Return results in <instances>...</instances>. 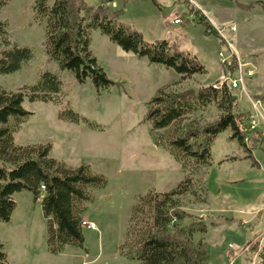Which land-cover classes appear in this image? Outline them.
<instances>
[{"label":"rangeland","instance_id":"rangeland-1","mask_svg":"<svg viewBox=\"0 0 264 264\" xmlns=\"http://www.w3.org/2000/svg\"><path fill=\"white\" fill-rule=\"evenodd\" d=\"M86 1L90 5L100 3V0ZM170 1L169 5H172L178 0ZM191 1H185L189 9L204 15L213 32H207L203 25H192L196 24L195 19L190 21L191 25L169 23V19L184 15L179 6L159 16L150 10L153 2L140 10L134 4L126 6L118 0L119 8L114 10L119 11L120 19L139 30L148 42L168 40L181 50L189 51L207 72L181 77L172 69L124 52L99 30L92 29L89 31L90 52L114 83L100 92L89 80L78 83L71 72L62 70L58 63L50 60L46 24L34 17V0H10L0 10V21L7 24L11 41L32 52V58L19 71L0 74V87L11 92L33 87L45 73H50L57 76L62 88L56 97L57 103L25 99L23 107L31 115L15 133V144L50 145V158L64 163L69 169L89 166L105 181L104 187L89 189L91 199L82 204L83 213L87 215L104 214L101 216L106 221L103 233H98L97 226L93 230L82 228L86 249H76L78 258L69 254L58 256L57 264H82L83 261L88 264H139L125 254L129 250L126 237L133 208L148 193H167L186 178L191 180L189 191L177 200L181 210L207 225V232L196 236V242H201L206 251L204 264H262L264 10L259 5L251 11L236 8L227 12L226 21L217 23ZM255 1L264 3V0H234V4ZM185 2L181 1V6L184 7ZM231 27H236L235 33L230 31ZM178 32L185 34L176 36ZM220 53L224 58L219 56ZM222 60H226L225 65ZM231 75L236 79L242 77L238 88H233L230 80H226L235 98L232 111L244 117L250 127L254 121L255 131L262 140H258L253 150L248 152L236 140H231L232 132L228 129L215 139L209 166H197L189 159L177 160L167 144L190 128H203L216 122L221 112L215 105L190 113L181 123L158 130L152 138L147 121L148 104L160 90L168 93L197 91L222 83ZM65 110L74 111L100 128L99 124L105 125V135L86 137L65 128V123H70L61 119ZM26 195L31 197L32 194L25 191L15 194L18 212L23 208ZM41 203L40 199H34L40 223ZM190 221L185 219L182 224ZM43 226L46 242L48 221L44 220ZM6 227L2 225V234Z\"/></svg>","mask_w":264,"mask_h":264},{"label":"trees","instance_id":"trees-1","mask_svg":"<svg viewBox=\"0 0 264 264\" xmlns=\"http://www.w3.org/2000/svg\"><path fill=\"white\" fill-rule=\"evenodd\" d=\"M110 1L101 0V5L94 6L86 0H34V17L46 24L50 60L58 63L62 70L71 72L78 83L84 84L89 80L98 92L114 85L90 52L89 31L92 29L99 30L124 52L145 58L150 64L172 69L181 77L207 72L189 51H183L167 40L148 42L139 30L120 19L119 11L107 6ZM9 2L0 0V10ZM256 5L264 10L263 2H236V7L242 11H251ZM193 15L196 24L205 26L207 32H213L204 15L198 12ZM179 18H183V24H190L184 16ZM31 58V50L13 43L7 24L0 21V74L19 71ZM61 90V82L50 73H45L33 87L15 92L0 87V226L10 221L16 209L14 194L30 192L35 200L44 194L42 209L48 221L46 245L53 254L61 252L67 245L84 249L82 204L91 199L89 189L105 185L104 179L94 174L89 166L69 169L64 163L50 158V145L15 144V133L31 115L23 107L25 99L57 103L56 97ZM234 101L228 82L219 88L210 85L197 91L168 93L160 90L148 104L150 134L153 138L158 130H167L184 121L190 113L215 105L221 112L220 118L203 128H190L174 137L167 144L173 155L180 162L189 159L197 166L207 167L211 164V148L215 139L228 129L232 132L231 140H236L249 152L255 148L260 135L251 129L244 117L233 113ZM261 101L264 102V97ZM61 119L100 128L72 110H65ZM156 144L162 145L160 142ZM190 182L186 178L167 193H148L139 200L133 208L127 230L126 246L129 250L125 254L128 259L139 264H204L206 251L201 242H196V236L206 233L207 225L181 210L177 200L189 191ZM185 219L191 221L183 225ZM260 256L264 264V254ZM0 264H8L1 239Z\"/></svg>","mask_w":264,"mask_h":264},{"label":"crops","instance_id":"crops-1","mask_svg":"<svg viewBox=\"0 0 264 264\" xmlns=\"http://www.w3.org/2000/svg\"><path fill=\"white\" fill-rule=\"evenodd\" d=\"M123 5L126 4H134L138 7H144L146 5L151 4L153 2L152 10L153 12H157L159 16L164 11H171L176 6H179L181 8V12L184 14V18H189L191 14H193V10L189 9V0H178L174 2V4L169 5L170 0H122ZM181 1L185 2L186 5L183 7L181 6ZM191 2H194L196 5H198V9H202L208 17H210L212 20L217 21V23H222L228 19L227 12L233 11L237 7L234 4V0H192ZM240 3V2H239ZM99 5H101V0ZM94 5V6H99ZM108 7H111L113 9H118L119 4L118 0H111L107 4ZM149 9V8H148ZM194 9V8H193ZM238 9V8H237ZM177 19H169V23L173 24V21ZM208 20V19H207ZM190 22V20H188ZM191 25V24H189ZM192 25H198V24H192ZM185 32H178L176 36H184ZM157 41V40H156ZM168 41V40H167ZM99 124V123H98ZM101 125V128H92L89 125L85 123H65L64 127L76 132L77 134L85 135L86 137H101L105 135L107 127L103 124ZM182 173V172H181ZM222 182V181H221ZM26 192V191H25ZM31 194V193H30ZM43 195L39 198L42 202ZM24 196V203L23 208L21 211L18 212V206L19 204L16 203V209L12 213L11 219L8 223H3L0 226V239L2 243L4 244L5 251L7 254V260L8 264H57L58 256L62 255H71L75 256V258H78L79 251L76 249H79V247L67 245L64 247L63 251L60 253L53 254L49 251L46 242L44 241L45 232H44V220H46L43 209H42V215H41V223L38 219V213L35 212V205H34V198L32 195ZM15 197V194L13 198ZM38 199V200H39ZM37 200V201H38ZM42 207V203H41ZM85 210V209H84ZM104 214H99L97 216H93L92 214L87 215L85 212L82 214V219L95 222L98 233H103V229L105 227V217H101ZM47 221V220H46ZM2 225H6V230L2 234L1 227ZM11 250H10V248ZM75 248V250H71L70 253L68 252L69 248ZM86 249V248H84ZM87 252V251H86ZM118 254V251H116ZM120 254V252H119ZM88 255L86 254V257ZM101 256V251L98 253L97 257L99 258ZM82 264H88L87 261H83Z\"/></svg>","mask_w":264,"mask_h":264},{"label":"built area","instance_id":"built-area-1","mask_svg":"<svg viewBox=\"0 0 264 264\" xmlns=\"http://www.w3.org/2000/svg\"><path fill=\"white\" fill-rule=\"evenodd\" d=\"M187 19L190 20L191 22H193V20H194L195 18H194V15L191 14V16H189V18H187ZM182 23H183V18H177V19H175V20L173 21V24H175V25H179V24H182ZM230 31H231L232 33H235V32H236V27H231ZM219 56H220L221 58H224V54H223V53H220ZM231 58H232V56H231ZM222 62H223L224 65L226 64V60H222ZM227 78H228V79H225V81H226V80H230V82H231L233 88H238V86H239L238 82H241V79H242V77L236 79V77H234L233 75H231L230 77H227ZM225 81L222 82V83L215 84L214 87H215V88H219V87H221V85H222L223 83H225ZM226 82H227V81H226ZM251 129H252V130H255V122H254V121H252V123H251ZM247 141H248V139H246V142H247ZM41 188H42V191L45 190V187H44V186H42ZM95 226H96V225H95L94 223H92V222H90V221H87V220H85V219H81V227H82V228H87V229H92V230H93V229L96 228Z\"/></svg>","mask_w":264,"mask_h":264}]
</instances>
